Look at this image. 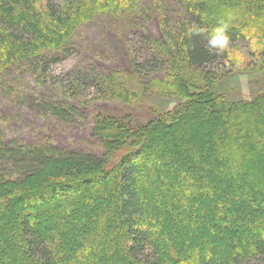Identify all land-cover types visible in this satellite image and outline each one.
<instances>
[{"label":"trees","instance_id":"1","mask_svg":"<svg viewBox=\"0 0 264 264\" xmlns=\"http://www.w3.org/2000/svg\"><path fill=\"white\" fill-rule=\"evenodd\" d=\"M53 1L61 3L52 6L50 0H0V216L9 218L1 223L0 229L13 231L1 239L12 245L8 246L9 256L0 245V264L5 261L11 264H264V214L255 208L261 202L264 204L261 158L264 154L261 117L264 92L249 100L227 101L215 87L223 77L221 73L195 72L196 67L215 62L218 55L226 56L225 52L217 54L207 46L217 26L227 24L229 39L264 40V0ZM89 7L99 15L116 11L118 15L113 18L120 20L122 32L127 29L122 17L136 14L134 19L125 18L127 32L133 36L136 32L133 27L138 24L146 29L143 18L152 17L156 27L144 37L157 47L148 58L149 70L160 74L154 77L152 88L159 95L183 98L145 124H135L129 116L100 114L103 127L95 130L96 113L92 116L93 136L111 143L110 138L116 134L115 140L119 141L115 146L104 148L103 155L61 148L50 142L51 135L35 132L37 127L33 128L31 138L14 129L19 118L24 120L20 109L30 112L35 119L43 111L51 117L60 112L58 105L62 100H57L55 94L46 89L41 81L42 72L46 63H57L82 52L84 48L79 49L78 45L83 43L76 36L75 28L86 22ZM197 28L205 31L197 33L194 31ZM123 52V59L134 67L132 53ZM163 59L167 65L158 70ZM92 61L102 68L94 58ZM91 69L83 80L90 86L100 85L101 72L93 65ZM135 71L138 73L133 70L132 76H136ZM119 73L127 74L125 69ZM76 79H72L73 84ZM148 88L145 86L143 90ZM203 106L209 107L210 114H215L219 120L215 129L219 136L211 141L219 152L213 158H202L198 151L187 150L189 163L182 162L181 153L172 159L160 160L163 148H159V131L183 118L187 120L182 127L191 126L188 117L194 110L202 111ZM210 120L206 117L204 121ZM110 122L113 128L109 127ZM211 138L208 135L199 146H209ZM250 147L257 150L252 155L247 154ZM42 151L52 155L58 152L61 159L54 163L49 157L47 167H40L27 176L30 168L21 161L32 156L31 161L41 165L39 154ZM73 154L78 158H65ZM194 161H201L202 170L218 173L221 179L213 176L193 181L197 172ZM166 168L176 175L167 179L145 175L147 171L164 172ZM234 173L248 174L255 183L254 188L261 191L249 194L253 209L241 208L235 196L215 202L221 213L214 215L233 221L238 228L229 251L217 252V258L211 257L213 254H195L202 241H207L209 247L216 245L214 241L219 236H214L208 225L197 235L192 233L195 237L190 242H174L176 232L171 218L188 219L190 210L206 205L209 191H222L223 177ZM242 183V180L232 182L239 186ZM160 186L161 195L153 198L151 191ZM96 197L100 200L97 208L94 206ZM101 201L103 204L98 207ZM180 205L184 209L176 208ZM164 206H168L167 210ZM118 215L120 219L102 235L100 229ZM89 219L93 221L92 226L84 222ZM222 223L225 233L236 231L225 221ZM78 225L83 226L81 231H75ZM245 229H260L263 234L251 236L245 246L241 235ZM107 247H111V254Z\"/></svg>","mask_w":264,"mask_h":264},{"label":"rangeland","instance_id":"2","mask_svg":"<svg viewBox=\"0 0 264 264\" xmlns=\"http://www.w3.org/2000/svg\"><path fill=\"white\" fill-rule=\"evenodd\" d=\"M60 3L61 1H55L54 3L53 0H50V5L52 6H54V4L59 5ZM86 10L88 18L84 23L85 25L82 24L75 28L76 36H78L83 43V45H78L79 49L84 48L82 52L72 54L57 63H46V69L42 72L43 76L41 77V81L46 89H50L52 93L55 94L54 97L57 100H62L63 105H58L60 112H57V116L53 115L55 118L53 119V117L43 111L40 117L35 119L30 112L20 109V115L24 120L19 118V121L14 125V129L22 136L31 138L33 128L37 127L34 129L35 132L41 131L45 135H51L52 139H50V142L59 145L61 148L80 149L91 154L103 155L105 152L104 148L115 146L119 141L115 140L117 139L116 134L114 135L115 137L110 138L111 143L105 142L103 138L100 140L96 135L93 136L91 133L93 123L92 116L96 113L95 130H100L103 127L100 122V114L129 116L132 118L133 123L145 124L146 121L153 118L152 116L164 113L177 105L183 98L181 99L166 94L159 95V93H156L152 88L154 86V77L158 78L160 76V74H156V71L149 70L150 62L148 61L150 53L157 49V47L144 39V37L150 32H153L156 27L152 17L145 16L143 18L146 29L141 28L138 24L135 25L132 29L136 31L133 36L131 32H127L128 25L125 18L134 19L136 14L122 17L123 24L127 28L122 32L120 20L118 18H113L118 15L116 11L114 14L99 15L97 14L98 12L94 13L91 7L86 8ZM167 16H169V14ZM125 50L132 53L134 67L126 59H123L125 55L123 51ZM116 52H118V55ZM225 53L226 56L225 54L222 56L218 55V59L212 64L205 63L200 65V67H196L195 72L208 73L209 71L221 73L223 77L216 83L215 87L218 93L227 101L249 100L263 93L264 40L247 37L229 39L228 48ZM92 58L102 65V68L95 65ZM144 62H146V66ZM161 62L163 64L159 65L158 70L167 65V61L165 62L164 59ZM91 65L94 66L97 72H101L102 79L100 80V85L90 86L88 81L83 80L84 75L89 76L90 72H92L90 71L92 70ZM122 69L126 70V75L118 74ZM133 70L138 71V73L135 71L137 77L131 75ZM75 77H77V79L75 84H73L72 79ZM113 86L115 87L114 89ZM145 86H149L150 88L143 90ZM20 90H24V88H20ZM135 93H137V96L134 95ZM90 110L93 111V113H90ZM87 113L90 116H86ZM191 113L192 114L188 117V121L192 122L191 126H187L186 128L184 126L183 128L182 125L185 124L187 120L183 118L179 122L164 127L159 131V141L161 142L159 148H163L160 160L163 158L172 159L177 154L180 155L181 153L183 154L182 162L189 163L190 157L189 154H187V150L194 149L198 151L202 158H213L215 154L219 152V148L211 144V141L217 139L219 136V133L215 131L219 126V120L215 117L216 115H211L209 107L205 106H203L202 111L194 110ZM206 117L209 118V120L211 119L210 122L206 123L204 121ZM261 117L264 120V111H262ZM108 125L111 128L114 127L111 122L108 123ZM120 130H122V128ZM210 134H212V136H210ZM208 135L210 138L212 137L211 140H209L210 142L208 141L210 145H206L205 147L199 146L200 141L208 137ZM190 142L192 145L188 147V143ZM233 142L232 140V143ZM155 146L158 147V144ZM255 148L250 147L247 150V154L252 155L253 151H257ZM107 152L108 150L106 154ZM40 153L39 160H41V165L32 162V156L24 157L23 161H21L23 164L26 163L25 165L30 168V171L27 172V176H30L34 170L40 167H47V160H49V157L52 158L51 162L54 163L61 159V155L57 154L58 152H55L54 155H52L53 153L49 154L47 151H42ZM72 157L75 159L78 158L74 154L73 156L65 155L66 159H72ZM261 158L264 163V154H262ZM192 163L193 167L197 169L193 181H201V178L208 180L213 176L221 179L218 173H212L210 170H202L203 164L201 161H194ZM145 175L147 177L152 176L167 179L169 176H174L176 174L169 168H166L164 172L160 170L147 171ZM247 175L234 173L230 177H223L225 179V186L222 188V191H209L207 194V200L209 202H207V204L205 203L206 205H199L198 209L190 210L188 219L180 217L171 218L170 223L175 227L173 231L175 230L176 232V236H174L175 238H172V240L174 242L176 240L190 242L193 237H195L194 234L197 235L199 230L208 225L214 236H219L218 239L216 238L217 240L214 241L216 245L209 247L207 241H202L199 243L197 250H195V254H213L211 257L217 258L219 256L217 252L226 249L229 251V246L234 242V235L239 233L237 232L238 228L235 227L233 221H228L221 216L216 217L214 215V213H221L220 210L216 209L215 202L220 199L224 202L227 198L235 196L241 208L247 207L248 209H253L249 194H256L261 190H259L258 187L254 188L255 183L251 182L249 175ZM237 180H242V186L232 184V182ZM137 188H139V186ZM137 188H135V190H137ZM162 190L161 186L159 188H154L151 191L152 197L155 198L161 195ZM138 191L141 194L143 190L141 189ZM184 194L185 193L182 195ZM26 199L28 200V198ZM23 200L25 199L23 198ZM99 201L98 197H96L94 203L95 208H97ZM102 204L103 202L101 201L98 207H100V205L102 206ZM167 208L168 206L163 207L164 210H167ZM176 208L181 210V208L184 209V206L180 205ZM255 208L264 214V204L262 202L260 205L255 206ZM6 219L9 218H1L0 216V225L5 222ZM118 219H120L119 215L118 217L114 216L99 232L102 235L109 232ZM39 221H41V219H39ZM222 221H225L228 226L236 231H227L225 233L223 231ZM84 222H87L91 226L93 224L91 219ZM80 223L81 222H79V224ZM139 227H142V225H139ZM82 229L83 226L78 225L75 231H81ZM259 230L260 229H245L243 233L241 232L245 246L249 244V238L251 236H260L263 234V232ZM12 232V230L0 229V245L6 248L5 254L7 256H9L8 251L11 250L8 246L10 247L12 242H2L1 239L6 235H10ZM90 233L91 231L89 229V234ZM227 236L229 239H226ZM107 248L108 253L111 254V247ZM89 255L94 256L92 253H89ZM4 263L11 264L10 261H5ZM252 264L256 263L252 262Z\"/></svg>","mask_w":264,"mask_h":264},{"label":"clouds","instance_id":"3","mask_svg":"<svg viewBox=\"0 0 264 264\" xmlns=\"http://www.w3.org/2000/svg\"><path fill=\"white\" fill-rule=\"evenodd\" d=\"M227 24L217 26L208 38L207 46L209 49H215L217 54L224 53L228 48L229 36L227 35ZM194 31L203 33L205 29L197 28Z\"/></svg>","mask_w":264,"mask_h":264}]
</instances>
